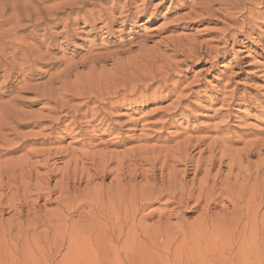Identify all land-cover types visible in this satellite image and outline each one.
<instances>
[{"label": "rangeland", "instance_id": "374dc122", "mask_svg": "<svg viewBox=\"0 0 264 264\" xmlns=\"http://www.w3.org/2000/svg\"><path fill=\"white\" fill-rule=\"evenodd\" d=\"M82 1L84 10L96 4L105 14L95 22L78 20L71 36L58 35L29 85L106 48L130 49L116 58L123 63L138 45L156 47L157 79L143 80L133 95L121 92L106 106L62 101L67 108L54 116L66 117L50 144L31 142L50 125L44 122L18 130L30 140L24 148L13 145L20 140L4 146L0 264H264V0H233V8L220 0H148L146 14L116 22L125 0L116 9L114 0L55 2ZM34 7V0H0V23L8 20L0 32ZM62 29L51 24L48 32ZM110 65L105 74L113 73ZM76 68L60 82L89 76L87 67ZM8 81L0 78V91ZM15 85L1 102L16 99L26 116L47 114L46 102L37 101L43 98L18 94L23 83ZM249 151L253 155L241 161ZM210 156L217 163L206 175ZM185 169L192 199L182 202L169 175L179 181ZM199 189L215 202L196 203ZM117 195L125 198L121 205ZM110 212L122 216H103Z\"/></svg>", "mask_w": 264, "mask_h": 264}, {"label": "bare ground", "instance_id": "6f19581e", "mask_svg": "<svg viewBox=\"0 0 264 264\" xmlns=\"http://www.w3.org/2000/svg\"><path fill=\"white\" fill-rule=\"evenodd\" d=\"M55 1L57 0H34L36 5V8L34 7L35 9L18 16L15 20H9V25L11 27L8 30L0 32V78L9 80L3 91H0V151H4V154L9 153L7 149L4 148V146H9L10 142L13 140H20L21 142L13 143V145L17 146V150L24 148L25 143L30 141L24 139V137L18 131L23 126L37 127L44 122L49 123L50 125L47 128H42L41 133H38L34 139H31V142L33 145L50 144L53 141V135L56 134L59 124H61V120L63 117H66V115L61 117L54 116L58 114V109L66 107V104H63L62 106L59 105V103H63L62 101L69 103L71 101L83 100L85 101L83 103L84 106L92 102H106L113 96L119 95L121 92H125L128 95H133L138 90L139 86H141L139 83H141L143 80L153 83L157 79L156 74H152L155 71V69L154 71L152 70L153 66L159 60L157 53L155 54L156 47L147 48L144 45H138V53L133 57L127 58L123 63H119L118 59L116 58L130 53V49L120 50L118 52L112 53L106 48L101 53L88 55L78 64L66 63L64 65V69L59 74L42 84L29 85L30 81L36 80V74L34 71L35 65L47 58L48 51H50L51 48L55 46L58 35H64L65 38L71 36L75 31L74 26L77 24L78 20L91 19V22H95V20H100L101 16L105 14V9H103L104 7L100 8L102 6L95 10L96 4H93V9L88 11L84 10L85 6L87 5L84 3V1L80 3L75 2L74 4L69 2L56 3ZM117 1L121 0H114L112 8L116 9L118 7ZM134 1L136 0H125L123 2L122 6H120L121 12L119 17L114 18L115 22L122 18L127 19L136 16L137 14H146L148 0H142L139 6H134ZM47 2L55 3L46 6L45 4ZM219 3L221 5H232V8L234 5L233 0H220ZM133 9L136 11L132 12ZM125 13L128 14L125 15ZM95 15L97 16L95 17ZM73 16L75 23L71 24V19ZM64 18L67 22L63 21ZM62 21L63 23H61ZM7 22L8 20L2 21L0 25ZM51 24L53 26H59L62 24L63 31L57 34L49 33L48 30L50 29ZM93 25H95V23ZM42 27L44 28V33L40 35L39 30ZM26 40H29L30 43H28ZM174 48L175 52L178 53L176 47ZM43 49H45L44 52ZM166 49H168V45L164 47V50ZM110 62V67L113 69V73L105 74L104 68ZM77 65L87 67L90 72L89 76H85L86 78L75 81L74 83L71 81V83H68L67 81L60 82L62 78H70L73 73L75 74ZM94 72H96V74L91 75ZM21 75L23 77L19 78ZM21 83H23V85L21 88H18L17 93L25 94L26 92H33L37 97L43 98L37 101L43 100L46 102L47 107L44 108V111H46L47 114L31 115V117L26 116L22 114L23 112L17 109L15 105L16 99L12 98L6 102H1L2 97L7 92L14 91L15 84L20 85ZM128 85H131L130 89H128ZM40 86H43L45 92H40L36 89ZM106 105L107 102L105 106ZM102 109L103 108H101V110ZM101 110L99 115L103 114V110ZM105 118L106 117H103L99 123L103 122ZM44 130L49 131V133L42 135ZM27 155L33 157V150H28ZM252 155L253 153L249 151L241 161H244ZM210 158V166L208 165V168H205L204 170L206 175H208V172L212 169L214 163H217L214 156H210ZM220 165H222V163H220ZM188 174L189 173L187 169L183 170L182 178L179 181H177V176L175 174H172V176H170L171 174L169 175V177H171L170 184L175 188L176 185L179 186V190L177 189L179 192L177 190L176 191L177 193H180V199L182 202H185V200L190 201L191 198L190 192L192 189L187 191L184 187V177ZM151 175L153 176V173ZM205 183V180L201 181L200 187L205 185ZM213 184L214 185L211 186L212 190H210L211 193H213L214 187L218 185L217 180L214 179ZM172 186H169V188L172 189ZM164 189L166 190V188ZM160 193L162 194L163 191H160ZM123 199L125 198L123 197L121 200L117 195V199L114 201L119 203L118 205H121ZM198 200H207L213 203L216 199H214L213 194H208L207 197L204 196V193H202L201 189H199V192H197V196L195 197L196 203H198ZM134 201L135 200H132V202ZM120 214V212H110L108 214L104 213L103 216H110L111 218L118 220L122 216ZM124 216L127 218V216H130V214L125 213Z\"/></svg>", "mask_w": 264, "mask_h": 264}]
</instances>
